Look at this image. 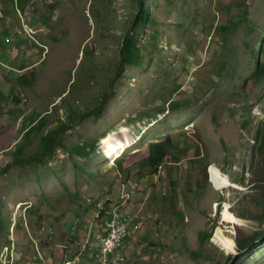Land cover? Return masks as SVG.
Instances as JSON below:
<instances>
[{"label":"rangeland","instance_id":"rangeland-1","mask_svg":"<svg viewBox=\"0 0 264 264\" xmlns=\"http://www.w3.org/2000/svg\"><path fill=\"white\" fill-rule=\"evenodd\" d=\"M243 1L248 20L222 44L215 27L238 19ZM10 3L0 0V35L17 26L12 42L0 39L11 67L0 64V264L71 258L114 207L135 214L122 264H264V235L229 257L238 233L264 232L251 174L264 118V83L251 76L256 58L264 61V0H144L153 21L142 27L132 25L135 0H33L25 13ZM127 29L140 31L141 60L118 71ZM171 100L180 106L160 113ZM39 113L47 124L27 142L23 128ZM60 125L68 126L64 148L44 163L3 169L16 144L26 143L18 157L34 154L40 136ZM165 138L172 148L148 174L140 166L147 146ZM91 140L88 158L66 149ZM212 169L226 188L214 187ZM201 231H211L202 243Z\"/></svg>","mask_w":264,"mask_h":264},{"label":"trees","instance_id":"trees-1","mask_svg":"<svg viewBox=\"0 0 264 264\" xmlns=\"http://www.w3.org/2000/svg\"><path fill=\"white\" fill-rule=\"evenodd\" d=\"M136 7H137V13L134 16L132 25L142 27L146 22L153 21L150 16L149 7L144 3V0H135ZM27 3V0H16L15 8H17L19 11H23L24 7ZM242 8L240 11H238L237 18L238 19H229L223 24H219L215 27V30L219 33L222 44L228 43L230 36L238 29V26L240 23L245 22L248 20L247 18V4L243 1L242 2ZM249 30L251 29L250 26H248ZM140 34V31H135L134 29H127L124 33V35L121 38L120 42V48H119V62L117 63V70L122 71L125 66H136L139 65L141 60V53H140V46L138 42V36ZM261 44V43H260ZM258 43V46H260ZM231 50V48H230ZM261 50V46L258 48V51ZM228 60H223L221 64V68ZM32 68L30 65H23L21 64L20 69L25 68ZM251 76L253 80L256 83H264V61H260L258 58H256L255 65L253 72L251 73ZM20 80L24 82L25 84H30L31 81L27 79L26 76L20 77ZM3 97V94L0 92V98ZM1 102V99H0ZM180 106L178 101H170L167 105V108L164 107L159 109V112H163L164 110H175ZM1 109V104H0ZM103 109V104H101L98 108L94 109V113L99 115L101 114V111ZM47 114H37L35 118L30 120V123L27 127L23 128L22 138H24L27 142H29L30 133L34 131H40L45 127L47 124ZM261 126L257 128L254 136L255 144L253 146V155L256 157L258 156V160L253 162L254 167L251 169L252 174V183H253V190L261 194V200L259 201L261 203L262 207V214L260 216V220L264 221V118L261 119ZM68 127L67 125H60L56 128L48 130L46 133L40 136L39 139V148L38 151L34 154H30L26 157H18L23 153V149L25 147L26 143H18L15 145V150L13 154L15 155V158L13 160L6 164V166L3 168L4 170H7L10 166L13 164H20L21 166H24L26 163L31 162H41L44 163L47 159H49L55 147H62L64 148L63 138L61 136L62 131ZM112 132H107L100 138L99 141V147L110 140L112 138L111 135ZM172 142L169 138H165L162 141L158 142H151L147 146L148 153L146 157L142 160V164L140 166L146 168V172L148 174H155L158 170V167L164 162L165 158L169 154V150L172 148ZM67 151L70 154L75 153L79 157L88 158L90 154L95 151L96 145L95 140H91L86 143H81L78 145L72 146V148H66ZM123 155V153H122ZM121 155V156H122ZM120 156V157H121ZM120 157L114 160L115 165L120 164ZM47 158V159H46ZM121 166V165H120ZM142 175V174H141ZM232 182L235 181L233 178L231 180ZM104 211L98 216H102L105 214ZM2 222L1 216H0V223ZM1 227V225H0ZM264 235V232L255 230L252 233H248L245 235H242L238 233L237 237L234 238L235 242V248L236 254L234 256H229L231 260L234 261L238 260L240 253L244 252L248 248L252 247L254 243L260 239ZM211 236V231H201L198 234V239L201 241V243L204 241V239H208ZM188 250V252L195 256L197 255V252L194 250L189 249L188 247L185 248ZM234 251H231L232 253Z\"/></svg>","mask_w":264,"mask_h":264},{"label":"built area","instance_id":"built-area-1","mask_svg":"<svg viewBox=\"0 0 264 264\" xmlns=\"http://www.w3.org/2000/svg\"><path fill=\"white\" fill-rule=\"evenodd\" d=\"M0 64L6 66L2 63L1 57ZM134 219L135 214L126 208H112L105 212L102 222L98 225L100 231L95 234V239L94 235L90 237L91 234H88L73 257L69 258L65 254L60 253V256L56 257L55 261L49 258V261L51 260L50 263L122 264L130 244L132 234L131 224ZM73 228L75 227L73 226ZM39 258L44 261L42 264H47L41 256Z\"/></svg>","mask_w":264,"mask_h":264},{"label":"crops","instance_id":"crops-1","mask_svg":"<svg viewBox=\"0 0 264 264\" xmlns=\"http://www.w3.org/2000/svg\"><path fill=\"white\" fill-rule=\"evenodd\" d=\"M31 1H33V0H27V3H26V5H25V7H24V10L23 11H21V12H23V13H25V10L26 9H28L29 8V5H30V2ZM15 4H16V0H11V3H10V5H11V8L12 9H14V6H15ZM15 11H16V8H15ZM17 11H19L18 9H17ZM3 12L4 13H6V14H9V13H11V15H13L14 17H15V15L13 14V12L10 10V9H8V10H6V9H4L3 10ZM20 12V11H19ZM12 17V16H11ZM13 18V17H12ZM8 21H9V19H7ZM29 25V29H32L33 31H35L36 29H33L34 27H33V23L32 24H28ZM15 25H14V23L11 21L10 23H9V25H7L5 28H3V30H2V33H1V35H0V39H6V40H8L9 42H12V39H13V35H12V32H13V29H12V27H14ZM15 28H17V26H15ZM2 29V28H1ZM5 31H7V32H5ZM16 31H18L19 32V30L17 29ZM16 38V37H15ZM9 46H12L11 44L9 45ZM11 48H13V47H11ZM13 53H16V50L15 49H13V50H10L9 48H7L6 49V51H5V56H10L11 55V57H13L14 56V54ZM17 55V54H16ZM7 62H4V64L7 66V68H11L8 64H6Z\"/></svg>","mask_w":264,"mask_h":264},{"label":"bare ground","instance_id":"bare-ground-1","mask_svg":"<svg viewBox=\"0 0 264 264\" xmlns=\"http://www.w3.org/2000/svg\"><path fill=\"white\" fill-rule=\"evenodd\" d=\"M211 181L214 183V187L217 190H221L223 188H226L228 186V184L226 183V181L224 180V178L219 174L218 171H216L215 169L211 170ZM229 244H232V240L229 239Z\"/></svg>","mask_w":264,"mask_h":264}]
</instances>
